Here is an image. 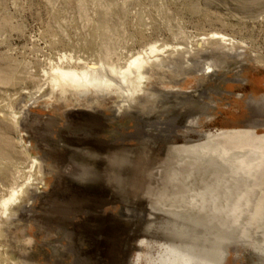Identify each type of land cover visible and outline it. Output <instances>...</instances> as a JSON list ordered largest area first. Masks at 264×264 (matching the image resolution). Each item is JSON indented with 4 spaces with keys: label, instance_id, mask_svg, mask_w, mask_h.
<instances>
[{
    "label": "rangeland",
    "instance_id": "obj_1",
    "mask_svg": "<svg viewBox=\"0 0 264 264\" xmlns=\"http://www.w3.org/2000/svg\"><path fill=\"white\" fill-rule=\"evenodd\" d=\"M261 137L264 0H0V264H264Z\"/></svg>",
    "mask_w": 264,
    "mask_h": 264
},
{
    "label": "bare ground",
    "instance_id": "obj_2",
    "mask_svg": "<svg viewBox=\"0 0 264 264\" xmlns=\"http://www.w3.org/2000/svg\"><path fill=\"white\" fill-rule=\"evenodd\" d=\"M154 49H156V47ZM154 49H152V52H154ZM146 63L147 62L144 59V57L143 58L137 57L134 60H132V62H130L126 71L119 72L113 69H111V71L112 74H119L122 82L124 83L129 82L130 86L136 87L137 81L140 79L141 76L140 70ZM99 71H101V68L87 69L84 70L83 72H78L76 70L64 71L58 69L56 71L57 76L53 78V84L55 88L62 89L63 91L72 90V89L83 90L88 88L89 86L98 85L102 81L104 82L108 81L107 78ZM109 83L111 86L115 85V81L113 79H111ZM241 133L248 135L249 137L248 136L247 137L249 139L254 138V134H252L251 132H239V134ZM226 139L228 138L226 137ZM259 140L264 141V137L257 139V141ZM16 195L18 196V194L14 193L9 199L4 201L3 207L7 208L11 203H14V200L17 197ZM166 235H167L166 238L168 239L169 243H164L158 246L159 247L158 256L157 258L152 259L150 261V264H197L196 261H198L197 257L199 251H205V248L203 246H200L195 242L189 241L188 239L184 238V236L179 235V233L176 235L175 233H172L171 236L168 234ZM151 247L152 246L149 245V248Z\"/></svg>",
    "mask_w": 264,
    "mask_h": 264
}]
</instances>
